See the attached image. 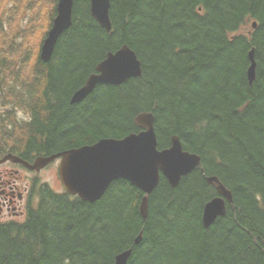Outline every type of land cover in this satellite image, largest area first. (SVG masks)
I'll use <instances>...</instances> for the list:
<instances>
[{"label":"trees","instance_id":"obj_1","mask_svg":"<svg viewBox=\"0 0 264 264\" xmlns=\"http://www.w3.org/2000/svg\"><path fill=\"white\" fill-rule=\"evenodd\" d=\"M3 2L14 8L5 19L0 12V106L10 111L0 115V158L33 163L124 139L142 131L139 115L153 113L159 149L178 136L202 163L177 187L162 176L147 219L145 194L127 181L89 203L36 179L25 218L0 223V264H115L128 250V264H264V0H112L111 32L90 0H75L73 26L48 63L40 52L58 0ZM124 45L143 76L99 84L73 104ZM210 177L234 203L205 228V206L220 196Z\"/></svg>","mask_w":264,"mask_h":264},{"label":"water","instance_id":"obj_2","mask_svg":"<svg viewBox=\"0 0 264 264\" xmlns=\"http://www.w3.org/2000/svg\"><path fill=\"white\" fill-rule=\"evenodd\" d=\"M90 3L94 19L102 28L111 32L112 0H90ZM74 5L75 0H58L57 16L41 50L40 58L43 62L51 61L59 39L72 28ZM256 26L254 23L253 27ZM254 54V51L249 54L250 85L256 80L257 63ZM142 76L143 64L137 53L124 45L116 53L110 52L97 66L96 73L75 93L72 103L83 102L99 84L120 86L129 79ZM136 123L143 130L124 139H102L94 145L68 150L51 157H39L33 164L18 156L8 155L0 160V164L12 161L40 172L60 160L59 174L66 192L89 203L102 200L114 182L127 181L145 194L140 211L142 217L147 219L149 198L158 188L161 177L164 176L172 187H177L184 177L201 167L202 158L186 151L178 136L172 138L170 148L160 150L153 113L139 115ZM208 181L215 185L220 196L205 206V228L226 215L227 203H234L232 192L217 177H210ZM142 235L141 233L137 239V244L142 241ZM131 253L132 250H128L119 254L115 264H128Z\"/></svg>","mask_w":264,"mask_h":264},{"label":"rangeland","instance_id":"obj_3","mask_svg":"<svg viewBox=\"0 0 264 264\" xmlns=\"http://www.w3.org/2000/svg\"><path fill=\"white\" fill-rule=\"evenodd\" d=\"M14 4L13 2L5 3L3 2L0 8V12L4 13V16H2L4 19L8 16L7 13H9L11 10H13ZM20 9V8H19ZM23 13H15V16L20 17ZM26 14V13H25ZM15 21V18L12 17ZM1 112H3V108L0 107V115ZM7 112H10L9 110ZM19 116L22 117V119H25L23 117L24 115L21 113ZM59 162L49 166L48 168L42 170L41 172H32L28 170L25 167H19L14 166L12 163H3L0 164V192L6 191L7 193H10L13 188L17 185L19 188L21 187H29L33 181L36 179L39 180L40 183H48L55 191L62 192L64 190L63 184L61 182L60 176H59ZM14 169L18 171V174H5L7 170ZM5 174V175H4ZM4 175V176H3ZM17 178V184H15V178ZM24 191V189H23ZM35 205L37 204V199H34L32 202Z\"/></svg>","mask_w":264,"mask_h":264},{"label":"flooded vegetation","instance_id":"obj_4","mask_svg":"<svg viewBox=\"0 0 264 264\" xmlns=\"http://www.w3.org/2000/svg\"><path fill=\"white\" fill-rule=\"evenodd\" d=\"M5 174L15 175L18 174V171L10 169L7 170ZM14 178L15 184H17L18 177ZM28 203L29 187L19 188L16 185L10 193H7L6 191H3L2 193L0 192V220H10L24 216L29 207Z\"/></svg>","mask_w":264,"mask_h":264}]
</instances>
